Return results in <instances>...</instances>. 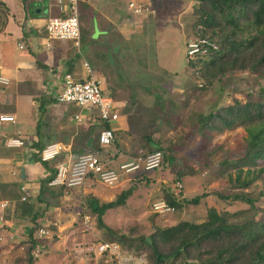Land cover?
Returning a JSON list of instances; mask_svg holds the SVG:
<instances>
[{
  "label": "rangeland",
  "instance_id": "obj_1",
  "mask_svg": "<svg viewBox=\"0 0 264 264\" xmlns=\"http://www.w3.org/2000/svg\"><path fill=\"white\" fill-rule=\"evenodd\" d=\"M130 1L114 0L115 6L119 9V17H117L119 20L115 32L121 33L116 35L114 40L123 39L121 46H128L125 48L123 58L127 59L128 56H133L140 64L147 62V66L148 64L156 65L158 62L163 63L165 66L163 72L158 73V70L155 69L150 73L154 75L155 79L159 77L156 74H162L164 80L168 81L170 78L169 81H171L169 98L158 97V100L164 101L161 104H164V109L160 108L161 105L158 104V101L129 104L135 105L137 108L141 106L142 110H146L147 114H150L148 132L151 135L139 137L140 139H136V143L140 147L143 146L144 154H147L156 147L151 148V144L145 138H152L155 135L157 146L165 152V159L162 168L158 170L141 171L130 175L131 180L130 183L127 182L128 184L124 182L125 178L122 179L123 188L126 190L129 186H134L135 190L141 185L144 186L139 187L134 195L127 200V205L117 209L118 212L109 211L105 215V223L122 234H130L132 237H147L157 227H171L181 221L201 223L206 220L208 209L211 207H216L220 211H244L247 208L245 202L230 198L242 192H252L255 197L259 198L257 202V206L260 208L258 218L264 217V195H260L261 186L246 190L238 189L223 175V163L226 160L234 161L245 151L247 137L245 127L238 125L223 132L209 131L208 127L202 130L200 119L225 104L233 103L236 98L245 102L248 92L257 95L264 85L262 78L250 69L243 68L250 63L247 56L238 59L236 70L225 72L213 79L208 74L201 72L197 74V71L190 69L186 57V42L198 37L194 31L198 27L193 28V26L196 23L195 6L199 0H156V16L150 17H146V14L133 15L129 9ZM191 1L193 5L189 3ZM45 3L52 9V13L48 14L46 9L41 7V13L37 14L42 15L44 19L56 15V0H45V2L44 0H27V5L34 6L35 10L40 9L39 5L43 6ZM32 10L29 8L26 25H30L32 19L38 17L31 13ZM86 14L80 10L81 22L84 21ZM90 17L92 19V16ZM4 25V15L0 7V31ZM91 25L88 22L85 28L82 26L80 45H73V49L77 55H80L79 60L83 58L84 65L88 63L91 72L96 77L107 79L106 85L108 86L110 78H107L106 73L113 67L116 69L123 67V64L119 61V64L109 63L115 59H110L109 55L99 52L97 41H93L95 46L92 42V48L89 47ZM135 30H138L136 31L138 39H134L132 34ZM124 32L127 33L124 34ZM128 32H131V37L126 36ZM137 35L135 36L137 37ZM107 38L108 36L105 37V39ZM95 39L98 38L95 37ZM142 45L148 46L154 52L150 56V62L148 58H143V60L140 55H133L131 48H138ZM138 53H141L140 49ZM199 83L204 85L200 87ZM134 116L137 115L134 114ZM13 129L14 126L9 125L4 130L12 131ZM113 147L116 148V146ZM170 152L175 154V160L168 156ZM151 173L156 176H151ZM158 177H161L162 181L156 183L157 187H152L150 190L151 181L157 182ZM145 181L147 182L140 183ZM178 183L181 184V187H177ZM118 186L114 188H118ZM103 191L108 195H113L111 187H106ZM167 194L181 203L182 207L177 208L174 213L169 215L155 214L152 203L156 200L166 199L165 195ZM118 195L120 193L116 194L114 199ZM199 195L205 196L199 204L187 203L186 200L194 199ZM32 204L34 203L32 202ZM86 209L88 211L84 210L85 214H91L92 217L97 216L92 213L89 207ZM35 212H43L42 216L46 215V209L43 208L37 209ZM3 217L4 219L8 218V215L5 213L0 215V264H29L31 256L32 264H152L147 253L143 252L142 255H137L122 247L117 251L101 253L98 249L99 243L108 241L104 239L103 232L99 229L96 220L94 223L84 224V226L80 224L81 221H78L69 229H58L54 224L38 226L36 230L45 227L49 234L39 238L35 232L34 236L38 240V247L31 252L32 243L28 230L24 229L25 226L19 225V228H14L5 224ZM25 224L29 227L32 222L28 219ZM167 264L172 263L168 260Z\"/></svg>",
  "mask_w": 264,
  "mask_h": 264
},
{
  "label": "crops",
  "instance_id": "obj_2",
  "mask_svg": "<svg viewBox=\"0 0 264 264\" xmlns=\"http://www.w3.org/2000/svg\"><path fill=\"white\" fill-rule=\"evenodd\" d=\"M155 1L138 0L136 2L151 5L154 13L146 14V17H150L156 16ZM189 3L192 4V1ZM0 7L5 23L0 31V71L11 80L7 88L0 87V114L12 115L15 118L14 122H0V183H16L15 191L21 197L18 204L7 199L0 201V215L4 213L8 215V218L3 217L5 224L14 228L24 225V229L28 230L29 227L25 222L28 216L30 217L31 209L27 212L18 209L21 202H24L22 197L25 196V201L34 203L32 204L33 213L37 209H46V215L40 218L42 226L54 224L58 229H69L78 221H81L80 224L83 226L94 223L96 217L84 213L88 207L92 211L88 200L95 198L101 203L116 200L126 190L123 188V181L118 184L120 186L117 185L118 188L111 187L113 195L104 193V188L108 186L94 176L88 177L82 187L48 186L49 192L44 195L43 201H40L38 197L41 191V179L48 176L50 171L43 163L35 161L34 150L41 149L51 142L61 143L64 146L63 152L57 161L48 164L51 167H56V164L62 162L72 164L84 153L97 154L108 167L115 169L124 162L143 157L146 155L145 149L136 143V139L151 135L148 132L150 114L142 110L141 106L137 108L129 104L159 101L158 97L169 98L170 78L166 81L162 74H156L159 77L155 79L150 73L155 69L158 73L163 72L165 66L160 62L151 66L149 64L147 66V62L140 64L133 56L123 58L125 48L128 46H121L123 39L114 40L120 33L115 32L119 20H117L119 9L115 6L114 0H81L79 17L80 10L87 13L84 21L81 22V28L82 26L85 28L88 22L92 24L89 32V47L92 48V42L97 41V50L103 55H109L110 59H115L109 63L119 64V61L123 64L121 68L116 66L118 70L113 67L106 73L107 78H110L108 86L107 79L99 76L103 93L113 100L120 113V118L107 126L114 131V142L110 145H102L99 142V135L104 129V123L98 117V110L93 106L61 103L56 99L66 73L73 74L78 80H86L89 77L83 58L80 60L76 58L77 54L73 49L75 42L72 40L49 41L46 31L48 18L44 19L42 15H38L37 19H32L30 25H26L29 8L35 9L34 6L27 5V0H0ZM41 7L45 8L48 14L52 13V9L46 3L43 6L39 5L38 8L41 10ZM37 10H35L36 13ZM136 31L138 30L132 33L134 39L139 38ZM130 33L128 32L126 36L131 37ZM106 36H108L107 39H105ZM95 37L98 39L96 40ZM48 43L50 45H47ZM131 50L133 55H140L142 59L148 58L149 62L151 54L154 53L151 48L143 45L138 48L132 47ZM38 62L45 67H40ZM149 75L153 76L148 77ZM77 117H81V121H78ZM9 125L14 126V129L4 130ZM10 137L21 138L25 145L9 148L6 142ZM145 139L149 141L151 148H158L155 135ZM130 175L132 174L123 176L125 183L128 181L130 183ZM150 175L156 176L154 173ZM156 180L157 182L151 181L150 190L152 187H157L156 183L162 181V178L158 177ZM142 186L144 185L139 187ZM22 188L25 189L22 190ZM129 188L130 186L127 190ZM116 189L118 191H115ZM119 193L120 195L114 199ZM5 201L9 202V206L3 208L2 203ZM83 204L86 206H82ZM126 205L127 203L124 206ZM124 206L109 211L118 212L117 209Z\"/></svg>",
  "mask_w": 264,
  "mask_h": 264
},
{
  "label": "trees",
  "instance_id": "obj_3",
  "mask_svg": "<svg viewBox=\"0 0 264 264\" xmlns=\"http://www.w3.org/2000/svg\"><path fill=\"white\" fill-rule=\"evenodd\" d=\"M31 13L40 15L35 9ZM195 15L196 23L193 28L198 27L197 30L194 29L198 34L196 38H208L218 49L192 58L188 62L190 69L197 71V74H208L213 79L236 70L238 59L247 56L250 63L243 68L250 69L264 82V0H199L195 6ZM76 58H80V55ZM38 63L40 67H45ZM162 102L159 100L158 104L161 105ZM163 107L164 104L160 106L164 109ZM200 119L202 130L208 127L209 131L223 132L238 125L245 127V151L234 161L226 160L223 163V175L238 189L246 190L260 185V195L263 196L264 85L257 95L248 92L245 102L236 98L233 103L225 104ZM43 148L34 150L35 161L43 163L50 171L48 176L41 179L40 201L49 192V182L55 177L59 165L51 167L48 165L51 162L41 160ZM157 150L163 152L160 147L150 152ZM168 156L176 159L171 152ZM15 188L16 183H0V195L5 196H0V201L7 199L18 204L21 197L15 192ZM134 191L135 188L130 187L116 200L106 203L95 198L88 200L92 212L97 215V225L106 241L117 243L137 255L145 252L152 264H167L168 260L172 264H264V217L258 218L259 198L252 192L237 193L230 197L245 202L247 208L244 211H220L211 207L206 220L201 223L181 221L175 226L157 227L147 237H132L107 225L105 215L110 209L124 206ZM165 197L176 209L182 207L169 194ZM203 197L205 196L199 195L186 201L189 204H199ZM32 208V204L27 201L21 202L18 208L23 212L31 209L30 217L28 216L32 222L28 228L31 252L38 247L34 234L36 232L37 235L36 227L42 225L40 218L43 214L33 213ZM30 260L32 261V256ZM31 261L29 264H32Z\"/></svg>",
  "mask_w": 264,
  "mask_h": 264
},
{
  "label": "built area",
  "instance_id": "obj_4",
  "mask_svg": "<svg viewBox=\"0 0 264 264\" xmlns=\"http://www.w3.org/2000/svg\"><path fill=\"white\" fill-rule=\"evenodd\" d=\"M81 0H56L57 14L47 19L46 31L47 39L54 40H72L76 46L80 45L81 40V21L79 17V4ZM129 9L133 15L141 16L143 14H152L150 4L131 1ZM47 45H50L48 43ZM218 46L208 38H196L186 42V57L188 62L199 55H207L212 50H217ZM89 77L86 80H78L71 73H66L62 88L57 92L56 99L61 103H72L79 106H93L98 110V117L103 125V130L99 135V142L102 145H110L114 142V131L107 127L120 118L119 110L113 100L103 93L102 81L95 77L88 65ZM201 83V82H200ZM198 84L200 87L204 84ZM203 83V82H202ZM10 78L0 71V87L10 86ZM81 121V117H77ZM12 115L0 114V122H14ZM6 145L9 148H19L25 145L21 138L10 137ZM64 146L59 142H51L41 151V160L43 162H53L62 154ZM164 154L157 150L148 153L144 157L136 158L129 162L122 163L118 169L108 167L105 162L94 153L81 154L72 164L59 163L55 177L49 182L50 187L76 188L82 187L88 177L94 176L98 181L108 187H115L121 181L125 174L146 171L152 172L162 168ZM177 187H181L178 183ZM25 188H22L24 190ZM25 201L26 197L23 196ZM8 201L2 203L3 207L8 206ZM152 209L155 214L165 216L176 211V207L166 199L156 200L152 203ZM49 231L45 227H40L37 236L46 237ZM98 249L101 253L106 251H117L120 245L112 242L99 243Z\"/></svg>",
  "mask_w": 264,
  "mask_h": 264
},
{
  "label": "water",
  "instance_id": "obj_5",
  "mask_svg": "<svg viewBox=\"0 0 264 264\" xmlns=\"http://www.w3.org/2000/svg\"><path fill=\"white\" fill-rule=\"evenodd\" d=\"M40 11H41V10H40V9H38V10H37V13H40Z\"/></svg>",
  "mask_w": 264,
  "mask_h": 264
}]
</instances>
